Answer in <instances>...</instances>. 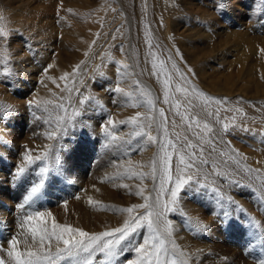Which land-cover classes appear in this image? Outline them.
Segmentation results:
<instances>
[{"label": "rangeland", "instance_id": "1", "mask_svg": "<svg viewBox=\"0 0 264 264\" xmlns=\"http://www.w3.org/2000/svg\"><path fill=\"white\" fill-rule=\"evenodd\" d=\"M98 1L0 0V28L8 33L7 36L0 37V257L2 258L7 259L8 240L20 231L17 218L22 213L18 205L22 203L32 184L39 180L40 167L45 163L50 165L45 186L31 208L26 206L24 211L34 209L50 211L58 223L71 224L88 232H101L118 227L126 218V214H121L116 210L106 212V206L102 202L118 208L129 207L142 201L140 197L132 194L133 192L138 188H145V190L152 188L150 178L145 180L149 186L146 188L139 179L127 178L124 175V169L132 167L128 162L129 158L139 160L143 158L144 151L140 150L144 148V145L151 151L147 153V157L151 159L156 154L157 147L152 144H144L139 137H136L130 146L125 145L123 148L113 146L107 147V149L104 146L101 132L102 125L107 122L108 114H111L112 119L115 120L116 114L122 113V111L131 116L132 113H136V110H148L146 106L133 108L125 105L127 98L114 91L117 86L127 92L130 91L128 83L136 85L137 92L136 94L133 92L134 99L128 101V105L136 102L137 98H147L141 97V93H147L150 98L156 101L157 109L165 108L164 105L157 102L154 87L134 79L135 83L131 81V61L127 60V64L131 66L130 70L120 64L119 58H122L123 53H128L132 41V29L130 26L128 27V24L130 36L126 45L127 50L122 47L119 41L110 46L107 53L105 59L107 71L99 70L97 68L99 63L96 67L94 64L89 69V72L94 74L90 80L93 96L96 95L94 105H92L93 96L83 94V96L93 99L80 106L76 93L68 96V92L62 91L64 88L59 80L57 84L60 83V87L56 85L54 90H51V93L55 94L51 97L53 99H45L59 103L57 97L62 96L64 103L73 101L75 106L69 107L67 115L71 116L74 108H79L81 111V115L75 118V122H77L75 127H69L67 132L59 136L57 140H48L45 133L51 131L55 127V123H44L47 114L43 113L41 109H36L34 114L33 110L28 108V101L42 100L38 89L43 86V81L40 79H48V77H41L45 74L44 69L57 56L71 57L75 45L89 35L88 26L93 23L97 14L93 15L90 7H86V5H93ZM188 2L187 0L185 2L177 1L182 9L184 7L185 10L192 8L195 16L208 19L212 25L207 27L204 23L199 26L198 34L206 35L203 37L204 42L197 39L191 42L192 46L197 47V50L205 51L214 43L216 49L221 46L226 52L225 62L221 63L219 58L215 65L205 67L204 72L206 71V73L185 69L191 75L194 85L201 87V91L210 96L212 92H209L205 85L210 84L211 81L218 82L223 78V75L231 72L229 75L234 79L239 77L249 80V88L254 86L255 80L260 83V75L251 73L255 79L251 81L250 77L247 79L242 74H236L239 68L238 61L244 53L249 54L247 59L252 62L251 64H255V71L259 72V68L264 65V63L256 64L259 60L264 61L262 55V50H264V0H188ZM221 4L224 7H220ZM112 22H114V18L108 23ZM150 23L153 26L155 20L151 19ZM169 26L177 36L182 34L183 37L186 35L185 29L189 27L183 22L178 26L177 24ZM111 27L117 28L119 23ZM168 32L171 34V31ZM156 37L162 46L157 33L153 39ZM183 37L178 39L179 43L176 48L178 59L173 60L176 63L175 70L180 72L184 65L189 66L187 61L182 58V47L178 46ZM171 57L174 56L171 55ZM36 58L40 60L41 67L32 65ZM240 82V80L236 81L232 90L237 91L243 86ZM177 84L182 85L181 83ZM79 91L82 93V89L79 88ZM173 93L175 94L174 91ZM252 93L253 91H250L248 95H244L245 98L256 113H264V97L249 98ZM236 94L238 93L236 92ZM89 105L91 106L88 107ZM100 105L105 110L103 115ZM165 110L167 115L169 112L166 108ZM56 112L59 110L57 109ZM220 113L221 116L227 118L225 123L243 125L251 130L244 132L239 128L230 129L226 134V139L229 142L231 138L229 147L232 149V156L240 161L242 169L244 166L260 169V178L264 179V118L253 117L246 112L226 113L223 111ZM55 114L53 113V118ZM59 114L64 115L62 112ZM85 114L94 116L88 118L93 120V126H96L94 131L91 130V125L87 126L88 119L84 120ZM155 114L158 117V113ZM232 117H235L234 121ZM79 119L82 120V123L79 122ZM169 127L170 132L180 133L171 129V125ZM116 132L121 135L130 132L129 125L119 126L118 124ZM84 143H89L86 144L89 149L82 148V146H86ZM46 145H52L53 155L49 157V160L37 161L35 164L29 165L22 177L14 179L17 167L23 163L25 151L31 150L32 155L42 154ZM126 149L128 150L127 155L125 154ZM106 150L110 152L106 156L107 160H103L104 156L102 155L107 152ZM113 152H116L114 158H112ZM120 160H125L126 163L120 169V177L109 179V177H116L117 169L114 165H117ZM96 163L99 165L98 169H94L93 164ZM149 163L150 161L144 164L147 170L138 169V171L149 172L150 169L147 167ZM216 164L218 165L216 171L224 173L222 176H213L218 180V184H214V186L220 189L219 195L223 197L220 203H217L219 196H216L209 188L202 190L199 195L184 196L177 211L168 216L175 226L174 239L178 245L177 253L183 251L184 256L181 259L186 264H209L218 261L221 262L220 264H258V261L264 258V199H261L260 181L254 178L256 173L248 174L245 170H242L243 172L237 179H226L225 166L221 163ZM233 180L240 183H231L230 181ZM209 181L211 180L209 179ZM124 184H127L129 188H124L122 186ZM86 185L91 186L95 191L106 188L112 192L111 196L105 200L101 197L102 192L97 191L96 199L99 201L93 204V201L87 200L89 201L87 203L93 204L91 206L83 204L80 193L83 192L84 187L81 188V186ZM228 197H231L235 204L229 203ZM207 201L212 202L213 211L210 208L207 209L208 206L205 205ZM243 203H247L248 207ZM85 205L88 207L86 208ZM188 206L196 209L195 213L188 210ZM237 206H240L244 211H240ZM181 212L185 215H181ZM223 212H228L229 216L225 218L222 215ZM196 215L201 217L203 220L201 223L207 226L205 230L198 228ZM83 217H85L86 223L99 226L100 229L90 230L86 227L87 225L86 228L80 226L78 221ZM249 217L259 222V229L254 230L248 225ZM110 218L113 219V222L110 221ZM110 223L116 224L109 226ZM187 227L189 230H186ZM144 231L141 230V233ZM136 239H140L139 234ZM133 258V253H125L118 258V261L119 264H125L127 259ZM100 259L101 257L98 256L95 264H100Z\"/></svg>", "mask_w": 264, "mask_h": 264}, {"label": "snow or ice", "instance_id": "2", "mask_svg": "<svg viewBox=\"0 0 264 264\" xmlns=\"http://www.w3.org/2000/svg\"><path fill=\"white\" fill-rule=\"evenodd\" d=\"M220 7L224 5L221 4ZM7 35L8 33L0 28V37ZM52 67L53 65H48L44 72L47 73ZM123 67L127 69L128 65ZM155 68L156 65L153 64V74H155ZM79 71L80 66L78 65L76 72ZM76 72L65 73L60 79L67 80L70 75L75 76ZM49 79L52 78L49 77ZM171 79L169 75L164 80L165 90L162 101L163 104L169 105L167 111L173 113L171 120L166 115L165 108L157 109L156 101L147 93H141V97L147 98H137L136 102L128 105V101L134 99L133 92H126L122 87L117 86L114 91L127 98L125 105L133 108L146 106L148 115L143 116L142 113L137 112L129 119L120 121V124L131 126V131L124 136L117 135L118 125L112 119L111 114L107 115V122L101 128L106 148L130 146L133 138L136 137H139L144 144L157 147L156 154L147 165L149 172L134 171L132 167L124 169V175L129 179L135 178L141 182L151 179L152 188L147 195H145V188H138L132 193L140 197L143 203L116 209L121 214H126V218L120 226L101 232H88L71 224L58 223L50 211L38 209L24 211L26 206L31 208L45 186L50 172V165L45 163L40 167L39 180L32 184L22 203L18 205L22 213L17 218L20 231L8 240L7 259L0 257V264H95L98 256L101 257L100 264H119L118 258L125 253L134 254V258L127 259L125 264H186L181 259L184 256L183 251L177 253L178 245L174 239L175 226L168 216L177 211L184 196L199 195L202 190L209 188L216 196H219L217 203H220L223 199L219 195L220 189L214 186L215 181H209L210 176L224 175L223 172L216 171L218 165L213 159L214 156L222 158L227 155L218 148V145L226 143L224 135L230 129L239 128L244 132L251 130L235 123H222L219 108H213V104L216 106L227 104V98L207 96L198 92L194 87H186L188 79L183 73L180 79L184 81V84L174 86V92L181 95L173 99L169 95V89L173 88L170 84ZM75 84L76 81L73 80V87L69 88L66 83L62 91L70 95L75 92L80 106L93 99L83 96ZM57 87L60 86L57 84ZM57 99L59 103H54L52 100L28 101V108L33 110L34 114L36 109H41L47 114L44 123H55V127L45 133L48 140H57L59 136L67 132L69 127H75L77 123L75 117L81 115L79 108H74L72 115L68 116V109L65 108L63 102L64 98L61 96ZM97 104H99L98 101ZM69 107H72L71 103ZM57 109L59 112H56ZM100 109L103 115L105 110L102 105ZM60 112L64 115H60ZM53 113H56L54 118ZM155 113H158V117ZM232 120L234 121L235 117H232ZM170 125L173 130L178 127L183 129V135L170 132ZM217 125H219L218 128ZM227 143L230 145V142ZM125 154H128L127 149ZM51 155H53L52 145H46L42 154L38 155H32L31 150H26L23 163L17 167L14 179L22 177L29 165L37 161H48ZM222 162L224 164L234 162L235 167L231 171L235 175H239L241 170H245L248 174L256 173L254 178L260 181L261 199H264V179L260 178V169L246 166L242 169L240 161L232 155H228L227 159ZM114 167L117 169V175L109 179L119 178L121 175L120 169L123 166L117 164ZM230 182L240 183L236 180ZM122 186L129 188L127 184ZM76 198L79 199V197ZM228 202L235 204L231 197H228ZM237 207L240 211H244L240 206ZM181 215L185 214L181 212ZM222 215L227 218L229 213L223 212ZM247 223L254 230L260 228L259 222L252 217L248 218ZM197 226L200 230L207 228L199 222ZM141 230L145 231L141 233ZM138 234L140 235L139 240L136 239ZM258 264H264V258L259 260Z\"/></svg>", "mask_w": 264, "mask_h": 264}, {"label": "bare ground", "instance_id": "3", "mask_svg": "<svg viewBox=\"0 0 264 264\" xmlns=\"http://www.w3.org/2000/svg\"><path fill=\"white\" fill-rule=\"evenodd\" d=\"M178 0H99L98 2H95L93 5H86V7H90L91 12L93 15H96L94 17V21L92 24H90L89 27V35L79 41L75 45L74 53L71 57L68 56H57L54 61L50 64L53 65L51 69L41 77H48V79L41 78L40 80L43 81V86H40L38 89L39 95L42 97V100L45 99H53L51 93V90L55 88L57 85L58 80L61 82V85L63 88L65 87V84L67 83V86L69 88L73 87V80L76 81L75 87H78L82 89V94H91V96L94 95V92L91 89L90 80L94 77V74H91L89 72V69L92 67V65L100 64L97 68L107 71V63H105V59L107 57V53L109 52L110 46H113L115 43L122 44V47L126 49V45L129 42V28L132 29V41L131 45L128 48V53H123L122 58H119V61H121L120 64L128 65L127 60L131 61L132 63V71L130 72L131 75V81L134 82V80L142 82L144 84H150L152 87H154V91L156 94L157 102L161 105H164L166 109H168L169 105L163 104V98H164V80L167 76L171 75L172 79L170 81V84L173 85V88L169 89V95L173 99L178 98L181 94L179 93H173L174 86L177 83L184 84V81L180 79L181 73H183L188 81H190V84L185 85L186 87H194L198 92L201 91V87L194 85V81L192 80L191 75L185 70V69H191L196 70L200 73H206L204 72L205 67H211L212 65H215V62L219 61V58L221 59V63L225 62V54L226 52L219 46L217 49L214 47V43L212 44V47L207 48V50H197V47L192 46L191 42L199 39L201 42H204L203 37L206 35H199L198 29L199 26L203 25L204 23L207 25V27L212 26L208 21V19L197 17L193 13L192 8H188V10H185L186 8L182 9L181 6L177 3ZM180 2H185V0H180ZM188 2V0H187ZM189 3V2H188ZM115 13V14H114ZM114 18V22L108 23L109 20H112ZM151 19L155 20V23L153 26L151 25L150 21ZM122 21V23H121ZM128 22V23H127ZM181 22L184 24H188L189 27L186 28L185 33L186 35L183 37L182 34L176 35V33L171 29L169 26L170 24H177L180 25ZM119 27L112 28L114 24H118ZM171 31V34L168 32ZM157 33L160 41L162 42V46L160 45L157 37L153 39V36ZM120 35V36H119ZM115 37V39H113ZM181 44L178 45L182 47L183 53L182 58L183 60L187 61L186 63L189 66L184 65L183 68H181L182 72L176 71V63L173 60L178 59V53L176 52L177 44L179 43L180 38ZM179 39V40H178ZM178 40V41H177ZM191 45V46H189ZM204 45V44H203ZM263 43L261 44V46ZM260 46V47H261ZM259 47V48H260ZM203 48V47H202ZM230 49V46L228 47V51ZM217 50V53L214 54V52ZM174 56L173 58L171 57ZM262 55L264 56V50H262ZM249 57L248 53H244L243 56L240 57L238 64L239 68L237 70L236 75L242 74L247 79H251V81H254L255 79L251 76V73L255 75H260L261 81L260 83L255 80L254 86L252 88H249L250 81L249 80H243L239 77L234 79L227 73L226 75H223L222 79H219L218 82H210V84H206L209 92H212L210 95L211 97L216 98H227V104H223L220 106H216L213 104V108H219L220 112H226V113H239V112H246L247 114L253 116V117H261L264 118V113H256L255 109L252 108L247 98H245L244 95H248L250 91H253L252 96H249V98H255V97H264V65H262L259 68V72L255 71V64H251L252 62L247 59ZM262 57V56H260ZM212 62H211V61ZM253 61V60H252ZM220 63V64H221ZM264 63V61L259 60L256 64ZM153 64L156 65L155 68V74L153 70ZM251 64V65H249ZM33 66L41 67L40 60L36 58V61L32 64ZM80 66V71L76 72V67ZM173 65H175V68H173ZM122 68V67H121ZM95 69V68H94ZM128 70L131 69V66L128 65ZM76 72L75 76L70 75L67 80H61L60 77H62L65 73L73 74ZM235 72V71H234ZM236 73V72H235ZM234 75V74H233ZM203 76V74H202ZM51 77L52 79H49ZM134 79V80H133ZM53 80H55V83H53ZM240 80L243 86L240 88H236L237 91L232 90V87L235 85V82ZM202 81V80H201ZM203 82V81H202ZM135 83V82H134ZM239 83V84H240ZM50 85V87H49ZM60 85V83H59ZM46 88V89H45ZM128 88L131 92H134L136 94L137 88L136 85L133 83H128ZM233 88V89H235ZM206 91V90H205ZM81 92V91H80ZM236 92L238 94H236ZM72 92L71 94H73ZM204 93V92H202ZM208 93V92H207ZM70 95L69 93L67 94ZM93 104L95 103L96 95L93 96ZM235 98V99H232ZM237 98V99H236ZM200 99H203V97H200ZM101 100V99H100ZM54 103H58V101H53ZM71 103L72 108L75 106L73 101H68V103H64L65 108L69 109V104ZM89 104V102H88ZM89 105L88 107H90ZM232 107H235L236 109H233ZM227 109V111H225ZM183 111V109H181ZM140 112L143 114V116L148 115V110H136V113ZM169 112V111H168ZM136 113H132L131 116H129V113H122L116 114V119L114 122L119 126L123 125L120 124V121L127 120L128 117L134 116ZM84 114V113H83ZM88 114V113H87ZM221 114V113H220ZM169 120L173 118V113L169 112L167 113ZM79 117V116H78ZM94 116H87L85 114L84 120L91 118ZM99 117V115H98ZM222 123H225V117L221 116ZM77 118V117H75ZM82 118V116H81ZM96 119V118H95ZM82 120L79 119V122ZM86 122V121H85ZM179 120L177 119V123ZM211 122V119H210ZM82 123V122H81ZM91 125V130L94 131V128L96 126L94 125L93 120L88 119L87 126ZM84 126V125H83ZM217 128L219 125L216 126ZM89 130V128H88ZM181 134L183 133V129L176 128L174 129ZM96 131V130H95ZM129 131H131V126L129 125ZM129 133V132H128ZM126 134V133H125ZM125 134H117L120 136H124ZM103 136V135H102ZM103 139L104 136H103ZM134 139V138H133ZM229 140V139H228ZM224 141L226 143L218 145L219 149H222L227 155L222 158L213 157L216 163H221L225 166V176L226 179H237L239 175H235L232 173V168L235 167L234 162H230L229 164H224L222 161L224 159H227L228 155H232V149L229 147V144L227 143L226 134L224 135ZM231 142V138L229 140ZM85 145L89 143H84ZM82 146L85 147V149H89V146ZM108 149V148H107ZM107 152L102 155L104 156V159H106ZM141 152L144 151L143 158L141 160L136 158H129L128 162L131 163L134 170L138 171V169L147 170L144 164L146 162L151 161V158L147 157V153L151 152L146 148L144 145V148L140 150ZM114 153V152H113ZM112 153V154H113ZM116 153V152H115ZM115 153L113 154V157H115ZM107 160V159H106ZM122 161V162H121ZM123 163V164H121ZM119 165H124L125 160H120L118 163ZM94 169H98L99 165L98 163L93 164ZM137 167V169H135ZM243 171L241 170L240 173ZM209 179L211 181H215V184H218V180L215 179L213 176H210ZM143 183L146 188H149L147 186V182L144 180ZM84 187L83 192L80 193L81 200L83 204L87 205H93L94 202H97L99 200L96 199L97 191L102 192L101 197H103L105 200H108L107 198L110 197L111 191H108L106 188L98 189L95 191L91 186H81V188ZM149 190H145V193L148 194ZM87 200L93 201V204H89ZM106 207L105 211L110 212L112 210L119 209L116 206L107 204L105 202H102ZM140 203H143V200L140 201ZM245 204L246 207H248L247 203ZM205 205L208 206L207 209L214 210V206L212 202H205ZM223 205V204H222ZM221 205V206H222ZM224 205H226L224 203ZM86 206V205H85ZM88 206H86L87 208ZM188 210L194 211L193 207L188 206ZM223 208V207H222ZM214 213V212H213ZM110 221L113 222V219L110 218ZM196 221L197 223H201L203 220L201 217L196 215ZM79 225L87 228L90 230H98L100 229L99 226L93 225L91 223L85 222V217L79 219ZM116 223H110V225H115ZM85 227V228H86ZM107 227V226H104ZM186 230H189L187 227ZM189 237V235H187ZM181 240V239H180ZM185 240V239H182ZM211 258V257H210ZM211 261V260H210ZM220 264L221 262H212L209 264Z\"/></svg>", "mask_w": 264, "mask_h": 264}]
</instances>
